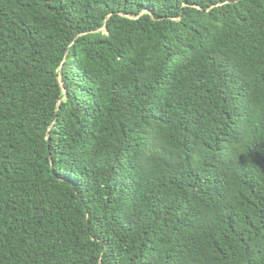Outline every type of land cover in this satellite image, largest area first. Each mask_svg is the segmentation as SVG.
<instances>
[{
  "label": "trees",
  "instance_id": "trees-1",
  "mask_svg": "<svg viewBox=\"0 0 264 264\" xmlns=\"http://www.w3.org/2000/svg\"><path fill=\"white\" fill-rule=\"evenodd\" d=\"M0 264H264V0H0Z\"/></svg>",
  "mask_w": 264,
  "mask_h": 264
}]
</instances>
